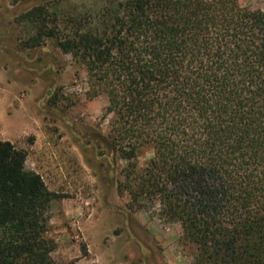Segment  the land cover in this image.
<instances>
[{"label": "trees", "instance_id": "1", "mask_svg": "<svg viewBox=\"0 0 264 264\" xmlns=\"http://www.w3.org/2000/svg\"><path fill=\"white\" fill-rule=\"evenodd\" d=\"M23 1V0H22ZM38 0L22 13L34 48L53 41L115 115L106 145L126 159L128 206L179 223L196 264H264V11L235 0ZM96 6V5H95ZM0 140V264H58L47 237L58 195Z\"/></svg>", "mask_w": 264, "mask_h": 264}, {"label": "rangeland", "instance_id": "2", "mask_svg": "<svg viewBox=\"0 0 264 264\" xmlns=\"http://www.w3.org/2000/svg\"><path fill=\"white\" fill-rule=\"evenodd\" d=\"M38 0H0V140L26 151V167L39 173L58 198L50 204L47 237L58 264H196L179 223L160 214L158 200L130 208L120 195L121 171L135 159L110 149L105 136L115 115L107 97L89 98L86 73L53 41L27 48L34 32L22 13ZM264 11V0H235ZM96 5V6H95ZM94 0H63L52 9L97 7Z\"/></svg>", "mask_w": 264, "mask_h": 264}]
</instances>
